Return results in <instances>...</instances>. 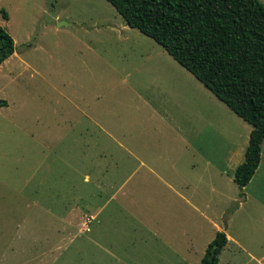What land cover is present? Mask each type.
I'll return each instance as SVG.
<instances>
[{"label": "rangeland", "instance_id": "obj_1", "mask_svg": "<svg viewBox=\"0 0 264 264\" xmlns=\"http://www.w3.org/2000/svg\"><path fill=\"white\" fill-rule=\"evenodd\" d=\"M0 8V264H199L213 228L164 182L183 191L250 125L105 0Z\"/></svg>", "mask_w": 264, "mask_h": 264}, {"label": "trees", "instance_id": "obj_2", "mask_svg": "<svg viewBox=\"0 0 264 264\" xmlns=\"http://www.w3.org/2000/svg\"><path fill=\"white\" fill-rule=\"evenodd\" d=\"M124 23L151 38L232 112L250 125L233 180L241 195L264 138V5L258 0H105ZM0 17L7 18L3 8ZM13 41L0 25V63ZM5 100L0 99V106ZM225 243L216 231L199 264H217Z\"/></svg>", "mask_w": 264, "mask_h": 264}, {"label": "crops", "instance_id": "obj_3", "mask_svg": "<svg viewBox=\"0 0 264 264\" xmlns=\"http://www.w3.org/2000/svg\"><path fill=\"white\" fill-rule=\"evenodd\" d=\"M249 131L246 141L243 143L233 145L223 143L222 151L214 154L220 157L217 159L218 164L207 156L203 159L202 154L199 155L201 158L191 156L190 166L201 164L204 160V164L202 163L204 167H202L205 170H199L192 175L191 179H186L187 185L183 191L174 186L171 180L170 183L164 182L176 199L184 201L188 209L187 216L193 217V212L200 217L201 223L210 224L214 233L216 231L224 233L225 243L217 255V264H245L246 262L264 264V138L259 143L257 166L247 183L242 186L241 195L238 194V188L233 180L234 168L243 159ZM126 150L129 156H137L132 152L130 146H127ZM153 157L152 153L151 157L149 154V161ZM176 160L177 158H173L170 165H175ZM142 164L143 161H140L139 166ZM135 168L137 167L131 168L125 174L127 182ZM144 169L153 176H159L166 168L163 163L155 168H151V165L146 163ZM172 169L173 167H171ZM171 175L176 176L178 172L171 171ZM200 175H202V179ZM126 178L123 186L126 185ZM200 181H202V185L199 187ZM214 209L216 212H213ZM218 218H223V222H218ZM152 220V223H160V219ZM129 223L132 224L133 229H136L137 225H141L138 219H131ZM153 240L155 239L153 238ZM158 241L161 244V238ZM241 257H245V259L242 260Z\"/></svg>", "mask_w": 264, "mask_h": 264}, {"label": "water", "instance_id": "obj_4", "mask_svg": "<svg viewBox=\"0 0 264 264\" xmlns=\"http://www.w3.org/2000/svg\"><path fill=\"white\" fill-rule=\"evenodd\" d=\"M211 255H209L208 257H207V263L206 264H210L211 263Z\"/></svg>", "mask_w": 264, "mask_h": 264}]
</instances>
